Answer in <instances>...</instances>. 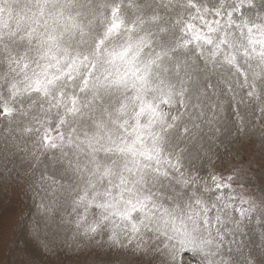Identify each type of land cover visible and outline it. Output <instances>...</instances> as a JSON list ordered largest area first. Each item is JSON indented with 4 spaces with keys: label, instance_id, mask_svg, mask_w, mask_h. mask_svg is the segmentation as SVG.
Wrapping results in <instances>:
<instances>
[{
    "label": "snow or ice",
    "instance_id": "snow-or-ice-1",
    "mask_svg": "<svg viewBox=\"0 0 264 264\" xmlns=\"http://www.w3.org/2000/svg\"><path fill=\"white\" fill-rule=\"evenodd\" d=\"M262 121L264 0H0V165L74 236L264 264V184L211 166Z\"/></svg>",
    "mask_w": 264,
    "mask_h": 264
},
{
    "label": "rangeland",
    "instance_id": "rangeland-1",
    "mask_svg": "<svg viewBox=\"0 0 264 264\" xmlns=\"http://www.w3.org/2000/svg\"><path fill=\"white\" fill-rule=\"evenodd\" d=\"M262 134L264 121L239 139L223 141L211 166L224 172L243 166L257 185L264 184ZM8 167L11 174L0 165V264H155L151 255L109 249L74 236V229L62 223L59 213L42 212L44 194L29 186L31 168L21 167L19 160Z\"/></svg>",
    "mask_w": 264,
    "mask_h": 264
}]
</instances>
